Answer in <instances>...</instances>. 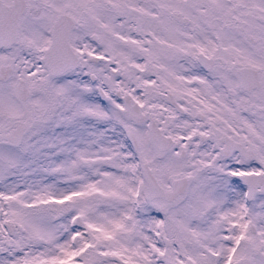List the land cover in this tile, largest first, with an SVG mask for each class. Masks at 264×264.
<instances>
[{
    "label": "snow or ice",
    "instance_id": "1",
    "mask_svg": "<svg viewBox=\"0 0 264 264\" xmlns=\"http://www.w3.org/2000/svg\"><path fill=\"white\" fill-rule=\"evenodd\" d=\"M0 264H264V0H0Z\"/></svg>",
    "mask_w": 264,
    "mask_h": 264
}]
</instances>
